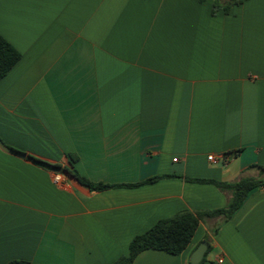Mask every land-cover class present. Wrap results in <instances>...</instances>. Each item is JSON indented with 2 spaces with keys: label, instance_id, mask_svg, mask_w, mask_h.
<instances>
[{
  "label": "crops",
  "instance_id": "obj_1",
  "mask_svg": "<svg viewBox=\"0 0 264 264\" xmlns=\"http://www.w3.org/2000/svg\"><path fill=\"white\" fill-rule=\"evenodd\" d=\"M213 5L0 0V35L21 54L0 82V140L118 186L90 190L0 145V264H113L158 221L227 205L187 178L232 183L264 166V0ZM157 176L170 177L124 186ZM263 188L229 221L201 222L182 253L133 264H191L204 241L200 264H264Z\"/></svg>",
  "mask_w": 264,
  "mask_h": 264
},
{
  "label": "trees",
  "instance_id": "obj_2",
  "mask_svg": "<svg viewBox=\"0 0 264 264\" xmlns=\"http://www.w3.org/2000/svg\"><path fill=\"white\" fill-rule=\"evenodd\" d=\"M199 3H204L206 0H197ZM248 0H214L212 14L218 11H223L228 14L234 6L244 4ZM21 54L0 35V82L1 80L15 67L20 61ZM0 145L4 143L0 140ZM11 149V148H10ZM14 150V149H12ZM27 158L32 163L49 169L51 171L61 173L67 172L80 185L93 190L105 191L118 186L106 185L102 183H94L88 178L79 174L74 164L76 159L71 156L70 168H66L57 164L44 161L32 155H27ZM252 169L259 171L258 177L246 176L236 182H220L207 179H189L188 181L199 184H211L217 187L224 193H229L230 198L224 208L206 211H181L175 215L158 221L145 233L137 235L133 238L129 245V253L121 257L113 264H133L137 256L146 250L163 251L171 255L182 253L191 243L195 232L201 222L209 219H222L223 222L229 221L233 215L241 208L243 202L249 193L255 188L264 186V166L253 165ZM164 177L157 176L150 178L138 184L124 185L125 187H139L154 183ZM177 177V176H176ZM180 178V177H179ZM210 251V247L207 253ZM206 253V255H207ZM205 259H203L204 261ZM8 264H33L26 260H14Z\"/></svg>",
  "mask_w": 264,
  "mask_h": 264
},
{
  "label": "water",
  "instance_id": "obj_3",
  "mask_svg": "<svg viewBox=\"0 0 264 264\" xmlns=\"http://www.w3.org/2000/svg\"><path fill=\"white\" fill-rule=\"evenodd\" d=\"M1 148L13 155V156H16L20 159H26L27 158V154L26 153H23V152H20V151H16V150H12L6 146H3L1 145ZM209 242L208 241H204L200 244V246L194 251L193 255H192V258H191V264H200L201 261L204 259L208 249H209Z\"/></svg>",
  "mask_w": 264,
  "mask_h": 264
},
{
  "label": "built area",
  "instance_id": "obj_4",
  "mask_svg": "<svg viewBox=\"0 0 264 264\" xmlns=\"http://www.w3.org/2000/svg\"><path fill=\"white\" fill-rule=\"evenodd\" d=\"M232 157L233 156L231 154H223V155H219V156L210 155V156H208V161L215 164V165H217V164L227 165L231 161ZM61 179H62L61 175L56 176V181H60ZM222 262L223 261L220 260V263H222Z\"/></svg>",
  "mask_w": 264,
  "mask_h": 264
},
{
  "label": "rangeland",
  "instance_id": "obj_5",
  "mask_svg": "<svg viewBox=\"0 0 264 264\" xmlns=\"http://www.w3.org/2000/svg\"><path fill=\"white\" fill-rule=\"evenodd\" d=\"M254 172H256L255 174H254ZM250 175H252L253 177H258V175H259V171H253V172H251V174Z\"/></svg>",
  "mask_w": 264,
  "mask_h": 264
}]
</instances>
